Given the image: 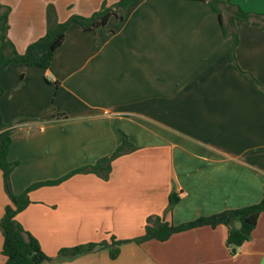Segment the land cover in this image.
Segmentation results:
<instances>
[{"label":"crops","instance_id":"1","mask_svg":"<svg viewBox=\"0 0 264 264\" xmlns=\"http://www.w3.org/2000/svg\"><path fill=\"white\" fill-rule=\"evenodd\" d=\"M0 1L10 7L8 37L23 52L45 33L47 5L62 22L118 0ZM232 2L264 13V0ZM235 27L236 61L256 82L232 65L231 38L202 0H132L99 42L70 25L47 68L12 63L0 71L14 193L95 163L122 133L136 147L111 162L107 179L75 173L29 191L16 220L50 258L42 264H264V211L235 253L224 225L132 240L149 216L176 225L264 199V29ZM171 192L178 201L166 211ZM8 203L0 170V218ZM111 237L129 240L115 258L111 245L58 256ZM1 245L0 231L4 264Z\"/></svg>","mask_w":264,"mask_h":264},{"label":"trees","instance_id":"2","mask_svg":"<svg viewBox=\"0 0 264 264\" xmlns=\"http://www.w3.org/2000/svg\"><path fill=\"white\" fill-rule=\"evenodd\" d=\"M131 1L118 0L111 5L103 1L100 7L90 15L72 14L62 22L57 20L55 8L52 4H49L45 11V33L30 42L23 52L17 51L15 45L8 37L10 7L0 1V71L12 63L47 68L52 60L54 51L63 42L65 32L70 25H75L82 31L92 32L95 35V40L99 42L104 35L112 32V30H104L108 20L114 17L116 23H120ZM202 1L208 2L217 11L224 34L231 38L227 56L232 65L240 74L252 77L250 73L240 68L235 58L234 52L238 44V33L235 23L237 20L245 21L260 29H264V13L245 11L233 3L232 0ZM224 14H227L226 18ZM253 80L256 82L254 78ZM2 92L3 88L0 85V94ZM12 131L11 126L3 121L0 112V170L2 172L4 190L9 198V203L5 205L0 218V231L2 233L1 254L5 258L4 264H42L50 258L42 251L37 239L16 220V214L29 203V191L39 186L59 183L75 173H94L102 179H107L111 170V162L118 156L133 151L136 147L122 133L121 142L114 151L101 157L95 163L76 168L55 180L32 183L22 192L14 193L11 187L10 174L17 162L8 159ZM177 201L178 196L171 192L168 197L166 211H170ZM262 211H264V199L240 208L225 209L210 215L198 216L176 225L164 220L159 215H153L147 218L144 233L132 240L137 243L148 239L164 241L175 232L199 226L216 227L224 225L227 229L226 246L231 253H235L238 247L249 239L251 231L256 225L257 218ZM127 241L129 240H116L111 237V243L105 241L98 244L89 242L70 248H62L58 251V256L72 257L79 253L92 251L97 245L103 247L111 245L110 256L115 258L118 254L117 245Z\"/></svg>","mask_w":264,"mask_h":264}]
</instances>
